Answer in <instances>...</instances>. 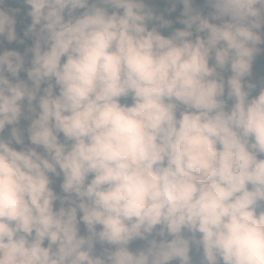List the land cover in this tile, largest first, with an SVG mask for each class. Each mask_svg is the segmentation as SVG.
<instances>
[{"label": "clouds", "instance_id": "obj_1", "mask_svg": "<svg viewBox=\"0 0 264 264\" xmlns=\"http://www.w3.org/2000/svg\"><path fill=\"white\" fill-rule=\"evenodd\" d=\"M16 2L33 45L0 50V264H264V0H170V35L148 0ZM8 3L0 47L24 43Z\"/></svg>", "mask_w": 264, "mask_h": 264}, {"label": "rangeland", "instance_id": "obj_2", "mask_svg": "<svg viewBox=\"0 0 264 264\" xmlns=\"http://www.w3.org/2000/svg\"><path fill=\"white\" fill-rule=\"evenodd\" d=\"M148 3H149V6L150 7H153V9L157 12L159 11L160 7L157 3L156 0H148ZM207 9H211V7L207 4L204 5ZM22 9H21V12L19 15L16 16V19H17V23H19L20 27L22 28V34L18 33L17 32V35H18V38H22L24 39V43L21 44L19 42H12V43H8L6 38L4 40V43L2 45V47H0V50H4V49H11V50H16V51H19L22 55L25 54V50L27 48H30L33 44H30L29 41L24 37V31L26 30L27 26L31 23V18L28 17L26 15L27 13V9L28 7L30 6H26V5H23L22 4ZM11 8V0H9V3L6 5V9H9ZM197 10L201 11L202 14L204 15V7H199ZM210 11L206 12V16L208 15ZM66 18H67V15H66ZM150 26V25H149ZM151 27V26H150ZM184 27V26H183ZM182 27V28H183ZM30 60H31V54L29 53L26 58H25V67H29L30 66ZM25 73V72H21V77H22V74ZM262 74L261 73V67H259L258 65L254 64L253 63V74L252 76L250 77V80L252 83H255L257 85L256 89L253 91V95H256L258 94L259 90H260V87H261V83L262 81L264 80L262 78ZM226 76L227 75H230V73H226L225 74ZM261 77V78H260ZM130 101V100H129ZM30 123V121H26V122H23L21 123L19 126L21 128H24L26 129L28 124ZM15 146V145H14ZM16 147H19V146H16ZM59 183L60 181L57 180L56 181V184H55V189L57 192H59ZM58 206V205H57ZM83 226V225H81ZM84 227V226H83ZM190 235V234H189ZM171 237H169L170 239ZM145 243L144 241H136L134 242L130 248L132 250H137L138 248L140 247H143L145 246ZM100 251H102L101 247L99 245H97V253H99ZM202 249H198L195 245H193L190 249V256H192L195 260H196V264H200L201 262V259H202ZM171 264H177V261H172Z\"/></svg>", "mask_w": 264, "mask_h": 264}, {"label": "trees", "instance_id": "obj_3", "mask_svg": "<svg viewBox=\"0 0 264 264\" xmlns=\"http://www.w3.org/2000/svg\"><path fill=\"white\" fill-rule=\"evenodd\" d=\"M160 9L159 11H157V14H163L165 19L171 20L172 21V26L170 28H162L160 29V31L162 32L163 35H170L171 32L176 29V28H182L184 25L181 24L179 22L180 19H182V12H183V5L176 3L175 4V10L174 11H170L169 9H171L173 7L172 3L170 2V0H156ZM205 0H195L193 7L195 9H198L199 7H204V15H206V12L211 11V9H207L204 5H205ZM22 3H17L16 0H11V8H20L22 9ZM10 9V8H9ZM20 12L18 14H15L16 16L19 15ZM150 26H152L150 24ZM17 28V32L22 34V28L20 27L19 23H17L16 25ZM30 44H33V39L32 38H26ZM17 43V42H16ZM262 48H264V45L261 46ZM254 64L258 65L259 67H261V73L262 74V78L264 79V53L258 55L254 62ZM261 78V77H260ZM21 79H27L26 73L22 74ZM264 81V80H263ZM122 102H125L122 100ZM128 103H130V101H127ZM27 120L22 119L20 124L23 122H26ZM10 129L6 128L5 129V137H7L9 135ZM25 142L27 144V135L25 133ZM81 234H85L84 232V227L81 226ZM192 258V264L194 263L193 257Z\"/></svg>", "mask_w": 264, "mask_h": 264}, {"label": "bare ground", "instance_id": "obj_4", "mask_svg": "<svg viewBox=\"0 0 264 264\" xmlns=\"http://www.w3.org/2000/svg\"><path fill=\"white\" fill-rule=\"evenodd\" d=\"M178 264V263H177Z\"/></svg>", "mask_w": 264, "mask_h": 264}]
</instances>
